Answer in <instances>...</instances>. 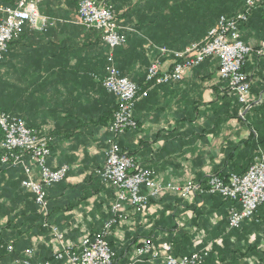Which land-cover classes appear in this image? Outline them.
I'll use <instances>...</instances> for the list:
<instances>
[{"label": "crops", "instance_id": "obj_1", "mask_svg": "<svg viewBox=\"0 0 264 264\" xmlns=\"http://www.w3.org/2000/svg\"><path fill=\"white\" fill-rule=\"evenodd\" d=\"M80 1L44 0L39 11L49 21L47 28L26 27L0 64V109L21 116L29 126L52 136H47L51 139L50 168L70 167L66 182L50 193L53 207H65L68 196L74 198L82 194L80 190L92 189L89 183L83 189L72 187L104 165L109 138L106 127L116 104L102 85L109 53L102 33L75 23ZM110 2L120 25L135 29L127 32L125 46L115 51L116 66L132 82L141 84L154 59L147 49L148 40L183 51L204 40L220 16L239 11L244 0ZM3 4L7 3L0 0ZM262 15L254 12L241 29L242 40L249 46L264 40ZM208 60L177 83L151 87L148 97L139 101L135 109L138 129L121 138L122 149L143 167L152 169L162 182L206 180L222 170L245 171L252 162L249 149L258 137L252 136L258 116L248 112V122L240 119V103L235 95L225 93V82L218 75L219 61ZM162 63V70H167L173 60L166 57ZM245 70L252 80L251 98L264 100V59L251 54ZM99 186L100 191L79 208L57 216L56 226L67 240L78 241L85 234H96L113 218L115 193L102 183ZM185 205L168 194L152 202L143 216L130 212L128 222L113 230L117 262L164 264L162 260L137 261L134 247L126 245L133 238L135 224L138 230L153 227L157 244L168 242L182 226H187L196 244H222L225 231L229 233V204L206 198L195 210L201 214L184 210L192 204ZM261 210L257 216L263 213ZM32 239V261L48 256L52 248L50 232ZM123 239L126 240L121 244ZM17 261L10 264H19ZM206 264H214L213 259H206Z\"/></svg>", "mask_w": 264, "mask_h": 264}, {"label": "built area", "instance_id": "obj_2", "mask_svg": "<svg viewBox=\"0 0 264 264\" xmlns=\"http://www.w3.org/2000/svg\"><path fill=\"white\" fill-rule=\"evenodd\" d=\"M12 1L11 5L0 6V64L9 52L11 43L22 36L26 27L45 29L49 25L48 19L42 17L39 11V5L44 0ZM244 7V11L236 16H221L203 41L193 43L183 51H174L148 40L147 49L154 54V59L147 70L146 82L151 86L177 83L204 61L215 58L219 61L220 79L242 106L239 115L243 119L250 109L263 102L262 98H251L252 80L244 71V66L253 52L264 59V40L256 49L247 45L242 40L240 26L248 21L252 11L264 10V0H245ZM75 23L102 33L109 48L107 74L102 85L119 103V109L108 128L110 136L105 151L106 160L97 172L102 184L115 192L111 208L113 218L105 223L100 232L85 234L78 241H69L56 225L49 222L47 189L64 181L70 167L62 165L56 169L50 168L51 139L28 127L23 118L0 112V149L4 151L1 162L22 169L25 175L22 186L34 195L39 212L45 217L43 227L52 237L54 260L61 264H117L115 252L108 242L114 227L128 222L130 212L144 214L151 198L168 194L189 203L199 196H221L232 203L228 217L229 230L238 229L243 221L255 217L260 207L264 206V150L255 157L244 174H230L228 177L212 174L202 182L190 179L185 183L174 180L162 182L152 169L142 167L135 158L122 152L116 139L138 127L134 118L136 103L140 96H147V92L141 93L136 83L122 76L115 63V50L126 44L127 32L135 30L120 25L110 0H81ZM166 57L172 58L173 65L170 69L162 70V59ZM8 251L13 252L12 244L8 246ZM211 251L212 246L208 245L201 251L176 257L171 243L156 245L152 239H145L136 250V258L139 261L162 260L164 264H206ZM34 255V249H28L25 258L17 263L52 264L49 261L33 262Z\"/></svg>", "mask_w": 264, "mask_h": 264}, {"label": "trees", "instance_id": "obj_3", "mask_svg": "<svg viewBox=\"0 0 264 264\" xmlns=\"http://www.w3.org/2000/svg\"><path fill=\"white\" fill-rule=\"evenodd\" d=\"M4 1L7 3L5 5H11L13 2L12 0H3V2ZM244 4H245V0L243 3V6L240 8L239 11H237L231 15L225 14L222 16H227V17L236 16L239 12L244 11V8H245ZM256 11L258 13H261V15L263 14L262 16L264 17V10L263 9H258V10L252 11L249 15L248 21L243 23L240 26L241 29H243V27H245L248 24V22L250 21V19L252 17V14ZM218 20H217V22H218ZM217 22H216V24H217ZM213 27H215V26H213ZM208 33H207V35H208ZM14 42H12V43H14ZM259 44L253 48L256 49L259 46ZM124 46H122V47H124ZM122 47L117 48L115 51L116 52L119 51L120 49H122ZM147 53H148V51H147ZM253 53L256 54V52H253ZM209 60H211V59H209ZM204 63H205V61L202 64H200L198 67L194 68L193 70H196L197 68L201 67ZM245 66H246V64H245ZM245 66H244V71L249 75V73L245 70ZM119 70L121 71V69H119ZM121 73H122V76L126 77V75L122 71H121ZM137 85L139 86L141 93L147 92V96H145V97L140 96V99L137 101L136 106H137L139 101H141L143 98L148 97V95H149L148 92H149L150 88L154 87V86H151L150 84H148L146 82V75H145L144 81L141 84H137ZM224 90H225L226 94H229V95L232 94L226 88V83H225ZM109 94H111V93H109ZM111 95L115 98L116 104H115V107L113 109V115L109 119V123L106 127L107 130L113 121L114 114L119 109V103H118L117 98L113 94H111ZM241 108H242V106L240 105V110H241ZM135 109H136V107H135ZM237 111H238V108H237ZM0 112H5V113L11 114L13 116L21 117L19 115L12 114L9 111H4L1 109H0ZM248 112H252L254 114H257V116H258L257 117L258 121L256 122V128L257 129H255L256 131L252 132L253 137H255V135L258 137L256 139V144L255 145L253 144L252 147L249 149V151H250V162L251 161L253 162L255 157L259 156L260 152L264 150V100L261 104L255 105ZM134 113H135V111H134ZM239 113H240V111H239ZM247 113H246V115H247ZM246 115L243 119L241 117H240V119L248 122L247 121L248 118H246ZM134 118H135V115H134ZM135 120H136V118H135ZM136 122H137L138 127H139V123L137 120H136ZM28 127L33 128L29 125H28ZM138 127L135 130H137ZM33 129L37 130L42 135H46L50 138L52 137L50 134L45 133L43 131H40L37 128H33ZM135 130H132V131H135ZM129 131H131V130H129ZM107 133H108V131H107ZM108 135H109V133H108ZM123 135L119 136L116 140H117V143L120 146L122 152H125L122 149L121 138ZM50 147H51V142H50ZM3 153H4V151L0 149V264H10V263L16 262L17 260H22L25 258L26 250L34 247V243H33L34 240L32 239L33 237L40 238L41 236L46 235V233L48 234L49 231H48V229L43 227V222L45 220V217H44V215H42L39 212V208H38V205L36 204L34 195L22 186V181L25 177L22 169L20 167H13L11 164H3L1 162V157H2ZM125 153H127L130 157L135 158L134 156H131L128 152H125ZM105 160H106V156H105ZM252 162L249 163V166L252 164ZM249 166H248V168H249ZM102 167L94 169L91 172V176L87 180L83 181L82 183H80L79 185H77L75 187H72L73 190H76V189H83V187L85 186V183H89V184L93 185V187L90 191L80 190L82 192V194H79L78 195L79 197L76 196L78 198L77 201H75L76 197L73 198V196H68L67 197L68 200H66L65 207H53V201L51 199L50 193H51L52 189H54L56 187H61V185L66 182L67 178L64 181L57 183V184H54L53 186H51L50 188L47 189V199L49 201L48 220L51 224L57 225L56 223H58V220H59L57 218L58 215H60V214L64 215L68 212L73 211L76 208H79L77 206H79L82 202L86 201L90 196H94L100 191L99 183H102V182H101V178L97 174V172ZM248 168L245 171H240L238 168H237V170H235V169L234 170L233 169L232 170H222V171H218L217 173H214V174L220 175L221 177H228L230 174H244L247 172ZM147 169H149V168H147ZM69 174H70V172L68 173V175ZM68 175H67V177H68ZM98 181H99V183H98ZM202 181H204V180H199L197 182H202ZM102 186H104V188H106V189L110 188L113 190V188L107 187L103 184H102ZM167 196L168 195H165L164 197H161V198H151L149 201L147 210L149 209V206L151 205L152 202H154V201L159 202L160 200H163ZM176 198H177V201L180 203V205H182V204L185 205V204L189 203V202H186V201L178 198L177 196H176ZM206 198L212 199V200H220L223 203L229 204V207L232 206L231 202L224 200L221 196L205 195V196L197 197L195 201L191 202L192 205L189 203V205H191L190 207H183V209L184 210L193 209L194 212L201 214V212L199 210H197V211H195V210H196L198 203L201 201L203 203V201ZM260 208L262 209L261 211H263L262 214H260L258 216L256 215L252 219H247V220L243 221L238 229H235L234 231H232V230H229L227 227V232H229V233L226 234V231H225V234L223 235V240H222L223 243L222 244L213 243L212 251H211L210 255L207 257V259H210V258L213 259L214 264H217V263H222V264H240V263L249 264L250 262L258 263V264H264V206H262ZM147 210H146V212H147ZM146 212L144 214H135V215L143 216L146 214ZM137 226H138V224H135V230H134L135 232H134L133 238L126 243L127 247H134L135 253H136V250L139 247L140 243L145 239H152L156 245L163 244V243H158V244L156 243L155 233H154L153 227H152V230L147 229V227H143L142 229L138 230ZM178 229L179 228H177L178 233H176L175 236L172 235V238H170L168 240V242H166V243H171L173 245L174 256L181 257L184 255H189V254H192L194 252L201 251L204 248V246H205L204 242H202L200 244H196L193 241V236H192L191 232L187 231V226H182L181 229H179V230ZM253 234H255V239L251 240V236ZM91 235H93V234H91ZM112 239L113 238L111 235L108 238V242H109L111 248L113 249V251L115 250L114 251L115 252V261L117 264H119L117 262V259H116V253L118 252L117 247L114 245ZM125 240L126 239H123L121 241V244H124ZM48 243H50V242H48ZM10 244L13 245V252L8 251V246ZM51 247L52 246L50 244V248ZM117 258H118V256H117ZM46 261H49L52 264L56 263L54 260L52 248H51V250L48 251V256L44 257L43 259H37V258L33 259V262H46ZM150 263H153V262H150Z\"/></svg>", "mask_w": 264, "mask_h": 264}, {"label": "rangeland", "instance_id": "obj_4", "mask_svg": "<svg viewBox=\"0 0 264 264\" xmlns=\"http://www.w3.org/2000/svg\"><path fill=\"white\" fill-rule=\"evenodd\" d=\"M202 41H203V40H202ZM197 43H199V42H197ZM208 245H211V246H212L213 244H208ZM208 245H206V246H208ZM250 263H253V262H250ZM250 263H249V264H250Z\"/></svg>", "mask_w": 264, "mask_h": 264}]
</instances>
